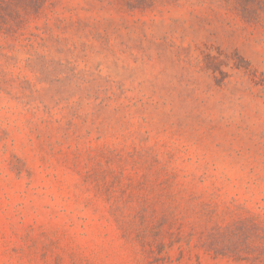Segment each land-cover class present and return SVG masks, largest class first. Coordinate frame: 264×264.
I'll list each match as a JSON object with an SVG mask.
<instances>
[{
    "label": "rangeland",
    "instance_id": "1",
    "mask_svg": "<svg viewBox=\"0 0 264 264\" xmlns=\"http://www.w3.org/2000/svg\"><path fill=\"white\" fill-rule=\"evenodd\" d=\"M0 264H264V0H0Z\"/></svg>",
    "mask_w": 264,
    "mask_h": 264
}]
</instances>
